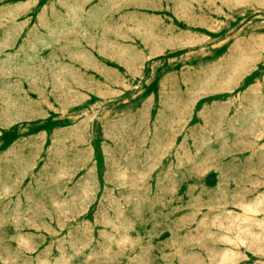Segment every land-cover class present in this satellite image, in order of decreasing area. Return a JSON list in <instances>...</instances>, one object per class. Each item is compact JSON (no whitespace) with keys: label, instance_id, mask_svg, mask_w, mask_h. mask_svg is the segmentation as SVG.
Segmentation results:
<instances>
[{"label":"rangeland","instance_id":"rangeland-1","mask_svg":"<svg viewBox=\"0 0 264 264\" xmlns=\"http://www.w3.org/2000/svg\"><path fill=\"white\" fill-rule=\"evenodd\" d=\"M0 264H264V0H0Z\"/></svg>","mask_w":264,"mask_h":264}]
</instances>
